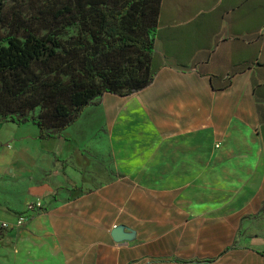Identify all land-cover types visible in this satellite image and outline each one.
<instances>
[{
  "label": "crops",
  "instance_id": "crops-1",
  "mask_svg": "<svg viewBox=\"0 0 264 264\" xmlns=\"http://www.w3.org/2000/svg\"><path fill=\"white\" fill-rule=\"evenodd\" d=\"M150 68L50 138L0 117V220L41 205L0 264H264V0H160Z\"/></svg>",
  "mask_w": 264,
  "mask_h": 264
},
{
  "label": "trees",
  "instance_id": "trees-1",
  "mask_svg": "<svg viewBox=\"0 0 264 264\" xmlns=\"http://www.w3.org/2000/svg\"><path fill=\"white\" fill-rule=\"evenodd\" d=\"M8 1L0 14L2 119L30 122L50 138L102 95L128 96L153 81L160 0H13L29 4L27 13Z\"/></svg>",
  "mask_w": 264,
  "mask_h": 264
},
{
  "label": "built area",
  "instance_id": "built-area-1",
  "mask_svg": "<svg viewBox=\"0 0 264 264\" xmlns=\"http://www.w3.org/2000/svg\"><path fill=\"white\" fill-rule=\"evenodd\" d=\"M40 209L41 205L39 203H28L25 208V212L18 216L14 222L0 220V232H6L8 230L19 228L22 225L23 220L29 218L31 214L41 211Z\"/></svg>",
  "mask_w": 264,
  "mask_h": 264
},
{
  "label": "water",
  "instance_id": "water-1",
  "mask_svg": "<svg viewBox=\"0 0 264 264\" xmlns=\"http://www.w3.org/2000/svg\"><path fill=\"white\" fill-rule=\"evenodd\" d=\"M111 236L114 241L120 242L123 240H132L134 238V233L125 226L118 225L112 229Z\"/></svg>",
  "mask_w": 264,
  "mask_h": 264
},
{
  "label": "rangeland",
  "instance_id": "rangeland-1",
  "mask_svg": "<svg viewBox=\"0 0 264 264\" xmlns=\"http://www.w3.org/2000/svg\"><path fill=\"white\" fill-rule=\"evenodd\" d=\"M15 5L16 9H21L23 11V13H27L31 10V7L29 4L25 3V4H20L19 2H14L13 0H9L7 7L8 6H13ZM3 30V29H2ZM38 112V110H35L34 113Z\"/></svg>",
  "mask_w": 264,
  "mask_h": 264
}]
</instances>
